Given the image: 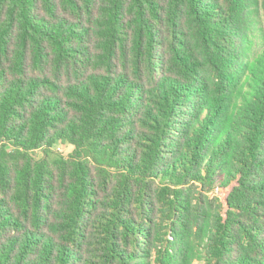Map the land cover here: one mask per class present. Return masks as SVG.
Listing matches in <instances>:
<instances>
[{"label":"trees","instance_id":"trees-1","mask_svg":"<svg viewBox=\"0 0 264 264\" xmlns=\"http://www.w3.org/2000/svg\"><path fill=\"white\" fill-rule=\"evenodd\" d=\"M153 260L264 264V0H0V264Z\"/></svg>","mask_w":264,"mask_h":264},{"label":"rangeland","instance_id":"rangeland-1","mask_svg":"<svg viewBox=\"0 0 264 264\" xmlns=\"http://www.w3.org/2000/svg\"><path fill=\"white\" fill-rule=\"evenodd\" d=\"M60 152H62V154H64L65 156H68L69 154L72 153L73 151V147L70 146V145H67V146H58L57 148ZM41 156V155H39ZM153 264H156V261L153 260ZM196 264H201V263H196Z\"/></svg>","mask_w":264,"mask_h":264}]
</instances>
